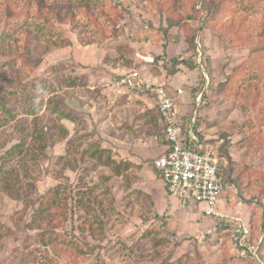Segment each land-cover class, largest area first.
<instances>
[{"label":"rangeland","instance_id":"374dc122","mask_svg":"<svg viewBox=\"0 0 264 264\" xmlns=\"http://www.w3.org/2000/svg\"><path fill=\"white\" fill-rule=\"evenodd\" d=\"M136 51L186 61L158 80L231 167L216 208L263 242L264 0H0V264H264L167 194L156 103L115 88Z\"/></svg>","mask_w":264,"mask_h":264},{"label":"built area","instance_id":"2783aa9c","mask_svg":"<svg viewBox=\"0 0 264 264\" xmlns=\"http://www.w3.org/2000/svg\"><path fill=\"white\" fill-rule=\"evenodd\" d=\"M134 55L133 66L115 82V88L118 92H145L155 101L160 114L158 126L168 145H165V152L155 159L154 168L159 172L169 196L176 199L182 208L207 204L205 211L198 210L203 219L232 221L227 212L216 208L224 190V159L211 146L202 149L193 126L188 133L177 119L176 101L184 90H172L169 82H160L151 76L146 68L155 64L153 55H144L140 51ZM233 221L240 247L256 255L258 247L251 244V231L245 225L237 224V220Z\"/></svg>","mask_w":264,"mask_h":264},{"label":"trees","instance_id":"16d2710c","mask_svg":"<svg viewBox=\"0 0 264 264\" xmlns=\"http://www.w3.org/2000/svg\"><path fill=\"white\" fill-rule=\"evenodd\" d=\"M155 59H156V62H155V64L154 65H152V66H148L146 69H147V71L148 72H150L152 75L151 76H153L154 78H158V76L157 75H159V74H161L162 72H165V73H168V72H171L170 71V69H171V66H177V69H178V67H180L181 68V66L182 65H184L185 64V60L183 59V58H173V59H167V57L165 58V54H159V56H155ZM130 69V68H129ZM128 69V70H129ZM127 70V71H128ZM156 70L157 71H159V72H156ZM126 71V72H127ZM206 83H205V80H204V83L202 84V88H200L199 89V92H198V94L195 96V98H194V101H197L198 99H197V97L201 94V93H203V91L205 90V85ZM200 86H201V84H200ZM130 92V91H129ZM132 92V91H131ZM132 93H135V94H144L145 96H147V97H151L150 95H148V93H145V92H141V93H139V92H132ZM205 95H206V93H204V95H203V97L205 98ZM202 97V102H201V106H200V108H202V105H203V100H204V98ZM199 98V97H198ZM154 100V99H153ZM204 103H206V102H204ZM199 106H198V108H199ZM156 109H154L153 111H154V113H155V115H156V120H158V122L160 121V114H159V111H158V108H157V106L155 107ZM35 111L36 110H30L29 112H28V115H32V116H35ZM54 112H55V110H54ZM57 113V112H56ZM59 116V115H58ZM62 117H64V115L62 114ZM59 118H61V116H59ZM69 120H70V118H69ZM74 119L73 118H71V120L70 121H73ZM199 123V122H198ZM63 131H64V133H65V135H68L69 134V132H68V130H66V128H63ZM198 131V130H197ZM197 131H196V134H197ZM198 136V135H197ZM198 138H199V136H198ZM200 139V138H199ZM154 140L155 141H157L158 143H160V144H162V146H165V145H168V143L164 140V138H163V133H162V130L161 129H159L158 131H157V133H156V135H155V137H154ZM187 145H188V143H187ZM200 145L202 146V144H201V140H200ZM21 145H17V146H15V147H13V151L11 152V153H13V152H16V151H21L20 150V147ZM205 147H203L202 146V149H204ZM199 150V149H198ZM219 153V152H218ZM163 154V153H162ZM161 154V155H162ZM160 155V156H161ZM219 155H220V153H219ZM226 155H228V154H226ZM221 156V155H220ZM229 156V155H228ZM221 158H222V156H221ZM155 161V160H154ZM153 168H154V162H153ZM155 169V168H154ZM156 170V169H155ZM157 171V170H156ZM158 172V171H157ZM158 175H159V177L161 178V176H160V174H159V172H158ZM232 172H231V167L230 168H228V162H227V164L225 165V167H224V170H223V176H225L224 177V188H225V186H230V185H232L231 183H232ZM6 189V191H7V193L9 194V190H7V188H5ZM165 189H166V187H165ZM12 191V190H11ZM11 191H10V193H11ZM55 192H56V194L55 195H52L51 197H49V198H44V199H42V202H44V207H41V208H39L38 209V211H40V212H43V213H45V212H48V211H50L51 210V208L52 207H54L58 202H57V196L59 195V192H58V190L57 189H55ZM166 192H167V189H166ZM12 193L14 194L15 193V189L12 191ZM167 194H168V192H167ZM169 195V194H168ZM15 197V196H14ZM71 201L73 200V197L71 196ZM220 223L223 225V226H225V227H229L230 226V228L231 227H235L236 226V224L235 225H232V223L230 222V221H226V220H224V221H220ZM232 236H233V240H234V242H235V245H236V247H238L239 249H241L243 252L245 251V254H249L250 252H248L247 250H245L244 248H242V247H240V245L238 244V242H237V233L236 232H232ZM159 243L161 242L160 240L158 241ZM260 245V246H259ZM257 247H258V251L257 252H259V253H261V251H263V249H264V240H263V242H260V244H259V242H257ZM141 257H144L143 255H140ZM136 260H135V263L136 264H143V262H141V261H138V258L136 257L135 258Z\"/></svg>","mask_w":264,"mask_h":264},{"label":"crops","instance_id":"0c3cea01","mask_svg":"<svg viewBox=\"0 0 264 264\" xmlns=\"http://www.w3.org/2000/svg\"><path fill=\"white\" fill-rule=\"evenodd\" d=\"M174 83L180 84V85H178V88H181V83H178V80L177 81H174ZM187 91H188V89L186 88V91H184V94L181 97H179V99L176 101V104L181 100V98L186 94ZM162 148H163V151H161V152L164 153L165 152V149H166V146H162Z\"/></svg>","mask_w":264,"mask_h":264}]
</instances>
